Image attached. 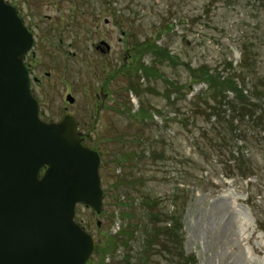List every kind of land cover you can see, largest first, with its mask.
Instances as JSON below:
<instances>
[{"label":"rangeland","instance_id":"374dc122","mask_svg":"<svg viewBox=\"0 0 264 264\" xmlns=\"http://www.w3.org/2000/svg\"><path fill=\"white\" fill-rule=\"evenodd\" d=\"M8 1L37 33L40 66L35 72L45 80L38 89L47 117L57 119L66 108L74 112L81 129L93 137L87 143L102 153V181L108 182L104 211L97 215L80 205L76 216L96 240L88 264H171L182 253L185 259L194 256L197 264H264V156L259 149L264 145V104L259 103L264 101V0ZM101 39L111 45L109 52L95 48ZM246 57L251 61L242 67ZM225 80L240 94L218 91L216 81ZM101 89L108 101L96 114ZM69 93L76 99L73 105L64 102ZM146 123H151L148 128ZM208 124L213 130L203 133ZM239 124L249 155L231 148L232 140L241 145L232 137ZM142 128L146 133L139 142ZM184 131L198 136L213 156L192 153ZM218 131L226 137H218ZM160 147L168 165L158 161ZM121 155L131 156L128 164L117 163ZM122 168L133 172L128 179L119 174ZM202 169L212 178H204ZM223 170L249 174L250 182L220 180L216 171ZM123 180L134 186L117 189L114 184ZM176 187L179 206L174 207L168 197ZM147 195L157 202L153 210L166 218L177 212L181 218L184 245L179 242L172 257L160 250L162 245H153L157 236L146 211ZM129 223L132 236L125 235Z\"/></svg>","mask_w":264,"mask_h":264},{"label":"water","instance_id":"95a60500","mask_svg":"<svg viewBox=\"0 0 264 264\" xmlns=\"http://www.w3.org/2000/svg\"><path fill=\"white\" fill-rule=\"evenodd\" d=\"M33 42L0 0V264H85L94 240L75 222V207L102 211L100 157L81 145L71 116L39 118L23 62Z\"/></svg>","mask_w":264,"mask_h":264},{"label":"trees","instance_id":"16d2710c","mask_svg":"<svg viewBox=\"0 0 264 264\" xmlns=\"http://www.w3.org/2000/svg\"><path fill=\"white\" fill-rule=\"evenodd\" d=\"M204 68V67H203ZM207 74V70L205 72V77ZM220 86L224 87L225 88H229V89H234L235 91L239 93V90L235 89L234 86H233V82L231 81H224L223 83L220 84ZM241 101L242 100V97H241ZM242 124H239L237 128H240ZM219 133H217L218 137H222V138H225L224 135H221V132L218 131ZM120 184V183H119ZM128 186L129 185H133V183L131 182H128L127 180H125V183H124V186ZM122 186V185H121ZM127 186V187H128ZM148 198V197H147ZM145 197V199H147ZM151 202H149L148 200H146V204L147 205H150ZM152 210V209H150ZM150 216V220L152 219L154 221V227H153V234L156 237V241L153 245H162V247L160 248V250H165L168 252V249L171 256H174L175 255V252H174V249H176V246L174 245L175 242L177 243V246L179 245V242H183V237H182V234L179 233V226L177 227L175 224L172 226L171 229L165 227L164 229L161 228V226L159 225V223L165 221V220H168L169 218H166V214H163L161 212H151L149 214ZM173 220V218L171 219ZM176 220V219H174ZM130 225L127 227V229L125 230V235H133V230H134V226H132V223H129ZM151 240L153 241V235H151ZM111 243H113V241H111ZM146 243H149V242H146ZM182 256V259L180 260H183L182 264H191V263H196V260L194 258V256H187V258L185 259V254H180ZM179 260V261H180ZM179 261L176 262V259L175 257L171 260V264H179ZM186 261V262H185ZM170 264V263H169Z\"/></svg>","mask_w":264,"mask_h":264},{"label":"flooded vegetation","instance_id":"af4514ba","mask_svg":"<svg viewBox=\"0 0 264 264\" xmlns=\"http://www.w3.org/2000/svg\"><path fill=\"white\" fill-rule=\"evenodd\" d=\"M31 56H32V57L28 56L27 61H28V59H29L30 62H32L33 60H35V54H32ZM29 57H30V58H29ZM30 62H28V65H29V66H31V63H30ZM47 75H49V73H48Z\"/></svg>","mask_w":264,"mask_h":264}]
</instances>
